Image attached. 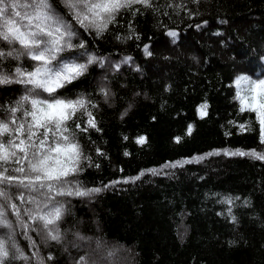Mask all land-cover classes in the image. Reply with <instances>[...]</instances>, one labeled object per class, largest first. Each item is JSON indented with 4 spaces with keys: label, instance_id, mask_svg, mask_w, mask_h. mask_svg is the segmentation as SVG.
<instances>
[{
    "label": "trees",
    "instance_id": "16d2710c",
    "mask_svg": "<svg viewBox=\"0 0 264 264\" xmlns=\"http://www.w3.org/2000/svg\"><path fill=\"white\" fill-rule=\"evenodd\" d=\"M153 5L155 10L141 9L143 14L122 12L101 37L67 18L81 34L73 43L83 39L103 62L58 90L96 105L87 108L94 128L81 112L68 122L72 139L91 157L81 159L83 171L70 179L101 191L56 197L70 201L59 222L61 243L45 242L43 233L29 235L41 256L52 255L46 264H76L84 255L99 259L96 240L103 241L104 252L115 250L105 264H264V160L224 154L264 149L258 123L248 130L255 114L240 112L235 99L237 76H264V0H153ZM20 63L30 68L34 62ZM23 93L20 84L0 86V105L12 106ZM8 118L0 111V119ZM140 137L145 141L137 143ZM227 198L231 203L223 202ZM16 232L20 246L28 254L35 251L19 227ZM76 233L91 238V247L76 240Z\"/></svg>",
    "mask_w": 264,
    "mask_h": 264
},
{
    "label": "snow or ice",
    "instance_id": "6c2138e0",
    "mask_svg": "<svg viewBox=\"0 0 264 264\" xmlns=\"http://www.w3.org/2000/svg\"><path fill=\"white\" fill-rule=\"evenodd\" d=\"M192 2L199 3V0ZM58 5L63 11H58ZM58 5L54 0H0V86L20 84L24 88V93L12 106L0 105V111L9 117L0 119V229L4 230L0 234V264L17 261L46 264L51 261V254L47 257L40 255L29 232L43 233L45 242L61 243L59 222L64 217L65 204L70 201L61 202L56 197L84 198L101 191L86 187L79 179H70L83 171L81 159L91 161V157H84L80 144L72 139L73 129L68 122L81 112L89 117L90 127L94 128L95 123L91 112L87 111L91 104L89 100L83 95L69 98L58 94V90L78 80L90 65L99 62L103 67V62L87 50L83 39L73 43L81 34L67 18L71 17L84 32L101 37L122 12L135 15L137 12L143 14L141 9L155 10L153 0H58ZM168 34L176 35L175 32ZM74 49L83 51L75 56L64 55ZM144 51L151 55L147 47ZM81 58H85L84 62H79ZM24 59L34 62L30 68L21 65ZM8 61L17 63L6 67ZM235 85L239 111L255 114L248 130H252V123H258L259 143L264 145V76L239 75ZM101 91L107 102L108 91L103 88ZM91 107L96 105L91 104ZM201 108L206 109L207 104ZM74 127L80 128V124L75 123ZM240 129L244 131L245 125L241 124ZM192 130V125H188L186 134L191 135ZM143 141L145 138L140 137L137 143ZM175 141L180 143L181 137L177 136ZM224 154L264 160V149L248 152L237 149ZM200 159L203 157L197 158V162ZM95 166L99 167L98 164ZM152 172L156 174L155 170ZM13 188L16 193L12 192ZM25 193H29L27 199ZM14 200L31 207L21 209ZM223 202L231 203V198ZM17 227L28 241V248L35 249L31 254L17 242ZM75 236L76 240L91 247V238L79 233ZM73 246L79 248L81 244L74 242ZM104 248L103 241L96 240L93 251L99 254V259L84 255L76 264H105L115 256V250L104 252Z\"/></svg>",
    "mask_w": 264,
    "mask_h": 264
}]
</instances>
